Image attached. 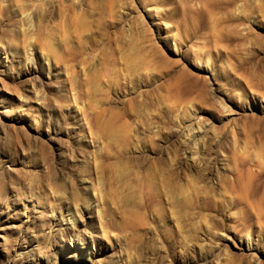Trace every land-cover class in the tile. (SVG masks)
<instances>
[{
	"label": "rangeland",
	"instance_id": "374dc122",
	"mask_svg": "<svg viewBox=\"0 0 264 264\" xmlns=\"http://www.w3.org/2000/svg\"><path fill=\"white\" fill-rule=\"evenodd\" d=\"M0 264H264V0H0Z\"/></svg>",
	"mask_w": 264,
	"mask_h": 264
}]
</instances>
